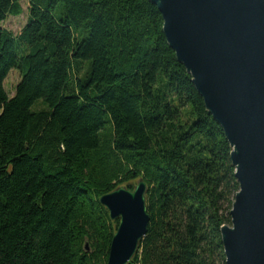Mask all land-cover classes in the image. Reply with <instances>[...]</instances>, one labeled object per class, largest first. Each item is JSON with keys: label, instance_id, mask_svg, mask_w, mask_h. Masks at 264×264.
I'll list each match as a JSON object with an SVG mask.
<instances>
[{"label": "trees", "instance_id": "obj_1", "mask_svg": "<svg viewBox=\"0 0 264 264\" xmlns=\"http://www.w3.org/2000/svg\"><path fill=\"white\" fill-rule=\"evenodd\" d=\"M27 1L15 36L23 0H0V264H108L120 221L100 199L140 181L151 221L130 264H227L232 148L158 7Z\"/></svg>", "mask_w": 264, "mask_h": 264}, {"label": "water", "instance_id": "obj_2", "mask_svg": "<svg viewBox=\"0 0 264 264\" xmlns=\"http://www.w3.org/2000/svg\"><path fill=\"white\" fill-rule=\"evenodd\" d=\"M150 1L232 148L240 191L232 226L222 228L227 264H264V0ZM147 201L145 181L101 197L111 220L120 221L108 264H130L138 254L151 221Z\"/></svg>", "mask_w": 264, "mask_h": 264}, {"label": "rangeland", "instance_id": "obj_3", "mask_svg": "<svg viewBox=\"0 0 264 264\" xmlns=\"http://www.w3.org/2000/svg\"><path fill=\"white\" fill-rule=\"evenodd\" d=\"M24 14L20 17H10L4 24V29L11 32L13 35L18 36L25 28L29 19V4L27 0H23L22 2ZM20 74L18 72H11L8 79L5 83V89L10 97H13L15 94V89L18 83L20 82ZM137 183H135V186Z\"/></svg>", "mask_w": 264, "mask_h": 264}]
</instances>
